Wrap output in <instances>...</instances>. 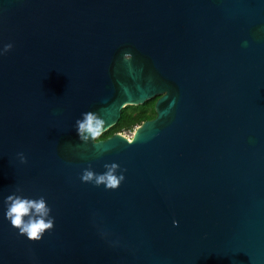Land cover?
I'll list each match as a JSON object with an SVG mask.
<instances>
[{"label":"water","instance_id":"1","mask_svg":"<svg viewBox=\"0 0 264 264\" xmlns=\"http://www.w3.org/2000/svg\"><path fill=\"white\" fill-rule=\"evenodd\" d=\"M8 43L0 264H264V0H0ZM154 97L130 139L80 141L82 113L103 133ZM111 163L115 190L81 181ZM17 188L51 209L39 241Z\"/></svg>","mask_w":264,"mask_h":264},{"label":"clouds","instance_id":"2","mask_svg":"<svg viewBox=\"0 0 264 264\" xmlns=\"http://www.w3.org/2000/svg\"><path fill=\"white\" fill-rule=\"evenodd\" d=\"M12 47L11 43L4 44L0 48V56L9 52ZM130 57V53L123 54L125 60ZM81 116V119L75 121L80 141L84 143L89 140L95 141L103 131V120L91 111L82 113ZM17 156L20 163L27 162L24 153H17ZM104 168L106 171L101 174L94 173L90 167L83 170L80 177L81 181L92 183L95 186L104 185L107 190H115L125 179L123 175L125 170L120 169V174L117 175L119 165L116 163L105 164ZM21 191L20 188H17L15 193L4 199L6 206L5 218L10 221L13 228L18 230L20 235L26 236L30 241H39L46 231H51L54 227V218L50 215L51 209L43 196L30 199L17 194ZM176 223V221H173L174 226Z\"/></svg>","mask_w":264,"mask_h":264},{"label":"trees","instance_id":"3","mask_svg":"<svg viewBox=\"0 0 264 264\" xmlns=\"http://www.w3.org/2000/svg\"><path fill=\"white\" fill-rule=\"evenodd\" d=\"M156 97L138 106H125L120 111V116L115 125L103 132L96 140H103L115 133L132 131L141 122L150 120L154 117L152 110Z\"/></svg>","mask_w":264,"mask_h":264},{"label":"rangeland","instance_id":"4","mask_svg":"<svg viewBox=\"0 0 264 264\" xmlns=\"http://www.w3.org/2000/svg\"><path fill=\"white\" fill-rule=\"evenodd\" d=\"M152 110H153V108H152ZM134 129H135V127L132 129V131H129V132L124 131V132H121L119 134L126 139H130Z\"/></svg>","mask_w":264,"mask_h":264}]
</instances>
